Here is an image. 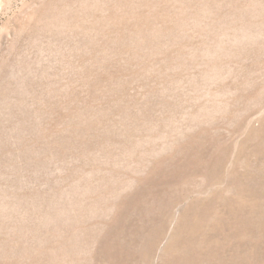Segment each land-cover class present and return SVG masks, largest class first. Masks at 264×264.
Returning a JSON list of instances; mask_svg holds the SVG:
<instances>
[{"label":"rangeland","instance_id":"rangeland-1","mask_svg":"<svg viewBox=\"0 0 264 264\" xmlns=\"http://www.w3.org/2000/svg\"><path fill=\"white\" fill-rule=\"evenodd\" d=\"M0 264H264V0H0Z\"/></svg>","mask_w":264,"mask_h":264}]
</instances>
